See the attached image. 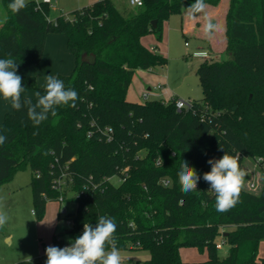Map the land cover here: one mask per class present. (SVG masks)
I'll list each match as a JSON object with an SVG mask.
<instances>
[{
    "label": "trees",
    "instance_id": "trees-1",
    "mask_svg": "<svg viewBox=\"0 0 264 264\" xmlns=\"http://www.w3.org/2000/svg\"><path fill=\"white\" fill-rule=\"evenodd\" d=\"M1 1L6 11L0 26L5 57H18L23 67L37 64L48 34L66 33L76 62L63 82L76 90L78 99L74 107H58L38 128L26 106L6 113L0 121V134L7 136L0 145V183L15 168L29 166L34 171L32 211L39 220L48 202L62 196L60 202L77 204L74 212L64 214L73 221L67 232L74 239L85 223L95 226L100 216L112 218L118 249L149 251L142 264H264L259 254L264 170L259 190L242 185L239 202L224 213L216 211L215 193L203 179L211 170L208 161L225 152L237 157L238 164L261 158L264 167V0H230L229 57L198 65L203 97L182 110L176 98L133 102L127 92L136 69L152 71L168 63V56L146 46L143 36L154 32L160 41L162 22L195 0H143L134 12L120 10L113 0H98L55 19L45 0H28L18 14L8 9L11 0ZM219 1L203 0L214 5ZM154 19L156 27L151 25ZM22 83L44 92L33 75L23 76ZM25 97L35 103L30 95H22V103ZM182 160L200 176L197 190L187 194L177 177ZM63 173L64 187L56 188L54 181ZM218 241L223 242L221 249ZM181 247H195L207 258L184 261Z\"/></svg>",
    "mask_w": 264,
    "mask_h": 264
},
{
    "label": "rangeland",
    "instance_id": "rangeland-1",
    "mask_svg": "<svg viewBox=\"0 0 264 264\" xmlns=\"http://www.w3.org/2000/svg\"><path fill=\"white\" fill-rule=\"evenodd\" d=\"M79 1L85 2V0H61V3L53 1L49 11L51 19H55L59 15L70 16L72 10L81 6L78 5ZM115 1L119 2V0ZM129 8L131 12L139 9L137 6L131 5ZM182 8L183 10L190 9L186 5ZM5 17L6 11L0 0V21H3ZM181 22V14L172 13L168 19L162 22L163 36L160 41L156 40L154 32L143 36V41L148 46H152L158 52L168 56V63L166 67L156 68V72L136 69L127 92V95L132 99L144 100L143 93H149L148 87L154 88V85L161 87H157L153 93H149L148 100L157 97L200 100L203 97L202 87L195 69L204 57L194 55L193 52L197 50L198 42L193 36L183 34ZM45 44L41 62L27 67L18 65L17 68L18 74L23 72L20 74L21 77L27 74L35 76L40 87V83L45 81V76L49 74L63 80L64 74L73 72L76 62L74 53L68 47L66 33H49ZM226 54L221 52L217 59H226ZM13 58L20 61L18 57ZM24 89V93H29L32 96H35L34 93L38 91L35 88ZM4 117L5 114L2 120ZM73 159H70L69 162ZM247 160L250 161L247 162L248 164H239L240 169L245 173L243 186L250 190V182L255 181L257 188L251 190L256 192L261 187V181L258 183L256 179L263 178L264 167L251 157ZM33 173V169L29 166H19L6 181L0 183V196L5 198L2 210L8 216V222L3 228H0V264H12L21 260L40 261L45 264L47 260L45 250L48 246L63 248L74 240L67 232L71 225L64 214L74 212L77 204L71 201H63V203L59 200L49 201L45 217L39 220L32 211L30 180ZM113 181L115 182V178ZM58 237L62 241L58 240ZM195 250L200 255L206 254L197 248ZM119 251L124 258L123 264H142L145 258L149 257V251L146 249L128 248L119 249ZM225 251L226 247L220 253L224 254ZM259 254L264 256V241L260 245Z\"/></svg>",
    "mask_w": 264,
    "mask_h": 264
},
{
    "label": "clouds",
    "instance_id": "clouds-1",
    "mask_svg": "<svg viewBox=\"0 0 264 264\" xmlns=\"http://www.w3.org/2000/svg\"><path fill=\"white\" fill-rule=\"evenodd\" d=\"M28 0H11L7 5L13 14H18L27 7ZM205 7L203 0H195L190 6L193 14L199 13ZM216 28L210 20L206 24V31ZM18 64L10 55L0 58V98L10 102L12 109L17 111L27 107V114L34 127L55 116L60 106H75L78 93L73 88H66L63 80L54 75H46L43 85L44 92L34 93L36 100L25 97L22 103L24 86L22 77L17 73ZM37 135L38 132H34ZM7 136L0 134V145L5 144ZM211 170L203 174V179L215 193V209L219 213L231 210L239 202L245 173L240 169L238 158L228 153L219 159H210ZM180 190L187 194L197 190L200 180L196 169L182 160L177 173ZM4 197L0 196V228L8 222L7 214L2 210ZM114 219L100 216L93 226L85 223L83 232L68 246L63 248L48 246L45 250L47 260L45 264H123L124 258L116 247L114 234L116 232ZM110 249V250H109Z\"/></svg>",
    "mask_w": 264,
    "mask_h": 264
},
{
    "label": "crops",
    "instance_id": "crops-1",
    "mask_svg": "<svg viewBox=\"0 0 264 264\" xmlns=\"http://www.w3.org/2000/svg\"><path fill=\"white\" fill-rule=\"evenodd\" d=\"M51 1L52 2L54 1L55 3L56 2L61 3V0H51ZM95 1H98V0H85V2L79 1L80 4H78V5H81V6H78V8H80L82 6H87L88 4H92ZM113 1L116 4L117 8H119L120 10H128L129 11V9H130L129 8L130 7L129 0H119L118 3L115 0H113ZM229 4H230V0H220L215 5L204 3L205 7L199 13L193 14L191 9H186V10L184 9L183 12L181 13V17H182L181 23H182L183 34L186 36H188V35L193 36L197 40V42H198L197 43V50L194 51L193 53L197 57L198 56L204 57V58H202V61H204L206 59H217V58H219V54H221V52H225L226 45H227L226 15H227V12H228L229 7H230ZM137 8H139V7H137ZM53 11H55V10H53ZM209 20L213 24L216 25V28L210 32L205 30L206 24ZM3 21H0V26H1ZM142 41H143V38H142ZM143 42L146 46H148L145 43V41H143ZM148 47H150V46H148ZM150 48H153V47L151 46ZM228 57H229V54L227 53L226 58H228ZM0 58H4V46H2V43H0ZM15 62L19 66L23 65L22 61L15 60ZM146 71L156 72L155 69H152V71H150V70H146ZM22 73L23 72L19 73V75ZM69 74H71V73L64 74V75H69ZM27 75H30V74H27ZM27 75H24V76H27ZM44 83H45V81L40 83L41 87H43ZM153 87L154 88L148 87L149 93H153L154 89H157L158 85H157V87L155 85ZM159 87H161V86H159ZM149 93H148V97H149ZM22 95L28 96L30 94L29 93L26 94L23 92ZM30 96H32V95H30ZM157 98H163V97H157ZM127 99L129 101H133V102H137V101L141 102V101L145 100V98H144V100H139V99L135 100V99H132L131 97H129L128 95H127ZM163 99L168 100L169 98L168 99L163 98ZM12 111H13V109L10 106V102L4 101L2 98H0V121L2 120L4 114L6 115V113H13ZM247 159L248 158H245L241 164H244V163L248 164L250 161ZM258 174H260V173L258 172ZM258 179H259V182L261 181V183H262L263 178L260 179V177H259ZM179 253H180V257H182V259L184 261H190V260L205 261L207 258V256H206L207 254H205V253L201 254V255L198 254L195 250V247H190V248L181 247L179 250Z\"/></svg>",
    "mask_w": 264,
    "mask_h": 264
},
{
    "label": "built area",
    "instance_id": "built-area-1",
    "mask_svg": "<svg viewBox=\"0 0 264 264\" xmlns=\"http://www.w3.org/2000/svg\"><path fill=\"white\" fill-rule=\"evenodd\" d=\"M46 2H48L49 4H52V1L51 0H45ZM129 2H130V5L131 6H137V7H139V6H141L142 4H143V0H129ZM157 87V86H156ZM159 87V86H158ZM143 96H144V98L145 99H147L148 98V92H145L144 94H143ZM175 102H176V106H177V109H179V110H182V109H184V108H190L192 105H193V101L191 100V99H175ZM257 161V163L259 164V162H261V158H259L258 160H256ZM67 167H68V165H67ZM65 176V174L63 173L62 174V178H58V179H56L55 181H54V184H55V187L56 188H59V189H61V188H63L64 187V179H63V177ZM111 179H114V177H112ZM115 181L117 182V181H119V179L118 178H115ZM256 181L258 182V183H260L259 182V179H256ZM164 183L167 185V184H169V180H164ZM250 186H251V188L250 189H256L257 187H256V183H255V181L253 182H250ZM62 199V196H60L59 197V200H61ZM69 221V223H70V225L72 226V224H73V221H72V219H68ZM58 240H61V238H59L58 237ZM65 246H67V245H65ZM65 246H63V247H65ZM222 246H223V242L222 241H218V243H217V248H219V249H221L222 248Z\"/></svg>",
    "mask_w": 264,
    "mask_h": 264
},
{
    "label": "water",
    "instance_id": "water-1",
    "mask_svg": "<svg viewBox=\"0 0 264 264\" xmlns=\"http://www.w3.org/2000/svg\"><path fill=\"white\" fill-rule=\"evenodd\" d=\"M151 25H153V27H156L157 26V20L156 19L152 20ZM68 232H69V230H68Z\"/></svg>",
    "mask_w": 264,
    "mask_h": 264
}]
</instances>
